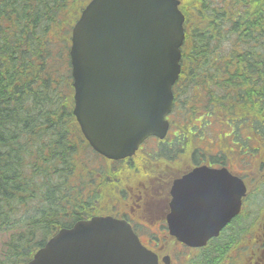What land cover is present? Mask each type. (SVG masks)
Instances as JSON below:
<instances>
[{
    "label": "trees",
    "instance_id": "trees-1",
    "mask_svg": "<svg viewBox=\"0 0 264 264\" xmlns=\"http://www.w3.org/2000/svg\"><path fill=\"white\" fill-rule=\"evenodd\" d=\"M88 1L0 0V264H26L58 230L101 212L99 193L86 194L93 186L86 180L99 175V181L103 165L111 180L115 175L110 172L114 166L104 164L83 141L71 114L68 40ZM184 4L187 22L174 120L186 154L198 150L192 137L196 128L184 117L199 110V141L228 144L223 131L212 134L213 126H226L240 146L257 135L262 141H250L254 152L248 157L257 160L252 168L264 170V0ZM225 118L235 119L236 125L230 129ZM241 150L235 149L237 154ZM222 151L221 159L222 153H231ZM157 165H124V176H134L137 169L151 174ZM113 198L108 190L103 201ZM238 244L237 238L213 241L200 251L173 254V259L178 264H251L252 255L238 250Z\"/></svg>",
    "mask_w": 264,
    "mask_h": 264
},
{
    "label": "water",
    "instance_id": "water-1",
    "mask_svg": "<svg viewBox=\"0 0 264 264\" xmlns=\"http://www.w3.org/2000/svg\"><path fill=\"white\" fill-rule=\"evenodd\" d=\"M178 4L91 0L72 28V115L90 147L106 159L130 157L149 136L166 135L184 38ZM223 190L231 193L225 202L234 203V209L221 220L206 206L221 204L212 194ZM173 191L169 233L200 248L238 213L245 187L225 169L203 166L175 181ZM185 191L199 195L182 201L179 194ZM262 230L264 239V221ZM161 262L168 264L169 258ZM27 264H158V257L141 245L126 222L92 217L58 230Z\"/></svg>",
    "mask_w": 264,
    "mask_h": 264
},
{
    "label": "flooded vegetation",
    "instance_id": "flooded-vegetation-1",
    "mask_svg": "<svg viewBox=\"0 0 264 264\" xmlns=\"http://www.w3.org/2000/svg\"><path fill=\"white\" fill-rule=\"evenodd\" d=\"M170 116L171 114L167 117L169 128L166 137L163 140H159L156 137L148 138L140 145L133 157L120 161H109L98 156L104 164L109 163L114 166L110 169V172H115L112 180L107 173L109 169L106 170L105 165L100 168L102 173L99 181H97L99 175L86 180L87 185L93 184L96 187L95 191L91 189L93 186L89 185L88 188L90 189L86 194L91 195V192L99 193L96 203L101 205L102 211L94 215L109 216L128 223L141 244L158 256L160 264H162L160 259L163 255H168V264H178L173 259V254L201 250L190 249L177 243L169 233L168 217L172 213V202L175 195L173 186L176 180L201 165H206L212 170L226 169L231 175L237 174L243 180L246 188L254 180H256L255 185H257L264 178L263 169L261 174L249 171L244 175L243 173L245 172L241 171V169L234 170L232 166L227 165L234 161L233 151H229L231 152L230 155L226 156L222 153L225 152L222 149L221 159L218 156V152H220L219 145L206 144V142L199 141L196 138L194 147L198 151L187 155L186 144L182 140V130L176 125L177 121H173ZM223 148H226V146ZM144 161H153L158 164L153 173L148 174L137 169L138 172L134 176H124L126 171H128L127 168L123 167L124 165H139ZM110 181H114L116 187ZM107 182L110 183V186H108ZM101 184L105 185L102 195ZM108 190L114 193V198L104 202L103 197ZM207 194L200 193V196ZM198 195L199 193L195 191H185L180 194V199L184 201L189 197ZM214 195L224 197L225 193L216 192ZM250 200V194L246 193L241 198L239 212L229 219L218 236L210 239L207 245L213 241L226 242L230 238H237L239 240L237 249L247 250L252 255L250 258L251 264H264V242L262 240L261 223L259 222V228L257 223L255 229L252 230L254 223L251 224L248 209ZM225 203L215 205L214 208L207 205L206 209H211L216 213L214 217L222 219L224 214L232 211V203Z\"/></svg>",
    "mask_w": 264,
    "mask_h": 264
},
{
    "label": "rangeland",
    "instance_id": "rangeland-1",
    "mask_svg": "<svg viewBox=\"0 0 264 264\" xmlns=\"http://www.w3.org/2000/svg\"><path fill=\"white\" fill-rule=\"evenodd\" d=\"M72 8L71 7H69L68 8V10H71ZM71 18H72V16H70V17H68L67 19H66V21H65V23L63 24V26H67L69 23H70V20H71ZM53 38H55V37H53ZM197 112V113H196ZM199 110H196V111H194V113H193V115H192V117H189V119H187L186 117H184V120L186 121V124L188 125L189 123H191V125H190V127H194V128H196V129H194V130H196V132H194V133H192V137H194V138H197V137H202L203 136V128H202V126L200 127L197 123H198V120H200V117H201V114H199ZM176 117V116H175ZM181 123H185L184 121H181ZM205 123H208V121L206 120V122ZM225 123H226V125L230 128V129H232L233 128V126H235L236 125V121H235V119H229V118H225ZM212 128V134H214V133H217L218 132V130L219 131H223L224 133H225V135H226V138H227V142L226 143H228L229 144V146L230 147H232V146H234L235 148H237V149H240V148H242V156L244 155V157H248V156H250L251 155V153H253L254 152V149H252L248 144L250 143V141L252 142V141H262L261 139H260V137L259 136H257V135H251L250 137H248L247 138V143L245 142L244 143V145L243 146H240L239 144H237V143H233L235 140L232 138V133H228V131H229V129L226 127V126H224V127H222V128H218V126L217 127H211ZM223 129V130H222ZM217 131V132H216ZM191 133V132H190ZM210 133V130L208 131V135H210L209 134ZM186 134L187 135H190L189 134V132L187 131L186 132ZM211 136V135H210ZM242 138V137H241ZM243 139V138H242ZM244 140V139H243ZM227 144V145H228ZM226 145V146H227ZM235 158H236V156H235ZM235 167H237V166H235ZM262 172H260L259 174H261ZM254 179H258V178H254ZM255 183H256V180H254L253 182H252V184L251 185H249V192H250V188L253 186V185H255ZM254 191H255V189H254ZM260 192H264V181H263V184H261L260 186H257V189H256V193L255 194H252V199L249 201V205H248V209H249V216H250V218H251V221H252V219L254 218V217H256L257 215H258V213L257 212H259V209L261 208L260 207V202H254L253 201V199H255L256 198V196H258V198L260 199V200H262L263 198H264V193H263V195H261L260 194ZM262 206L264 207V201L262 200ZM255 227L253 226L252 227V229H254ZM258 228H259V221H258ZM1 242H2V240L0 239V244H1ZM0 251H1V246H0Z\"/></svg>",
    "mask_w": 264,
    "mask_h": 264
}]
</instances>
